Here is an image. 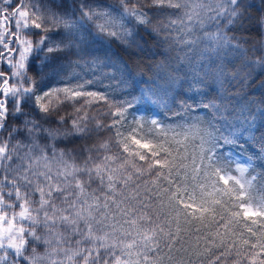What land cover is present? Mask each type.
Segmentation results:
<instances>
[{"label":"snow or ice","instance_id":"6c2138e0","mask_svg":"<svg viewBox=\"0 0 264 264\" xmlns=\"http://www.w3.org/2000/svg\"><path fill=\"white\" fill-rule=\"evenodd\" d=\"M0 264H264V0H0Z\"/></svg>","mask_w":264,"mask_h":264},{"label":"trees","instance_id":"16d2710c","mask_svg":"<svg viewBox=\"0 0 264 264\" xmlns=\"http://www.w3.org/2000/svg\"><path fill=\"white\" fill-rule=\"evenodd\" d=\"M247 38H248L249 40L252 39V37H247ZM113 47H114V49H115L117 55H123V53H122L119 49H116L115 46H113ZM147 114L151 115L152 113H147ZM176 255L179 256L180 254L177 253Z\"/></svg>","mask_w":264,"mask_h":264}]
</instances>
